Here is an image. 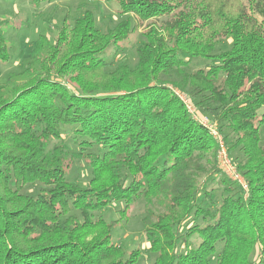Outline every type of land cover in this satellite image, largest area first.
I'll return each mask as SVG.
<instances>
[{
  "label": "trees",
  "instance_id": "obj_1",
  "mask_svg": "<svg viewBox=\"0 0 264 264\" xmlns=\"http://www.w3.org/2000/svg\"><path fill=\"white\" fill-rule=\"evenodd\" d=\"M115 1L126 16L114 27L66 15L0 85V264H138L140 249L126 255L111 231L140 194L152 264H264V0ZM137 31L135 64L108 70L104 54ZM8 49L0 26L1 61ZM195 58L208 62L187 71ZM177 92L216 123L246 189ZM67 125L81 151L47 149ZM76 159L86 187L68 179ZM29 183L46 187L23 193ZM113 201L118 219H93Z\"/></svg>",
  "mask_w": 264,
  "mask_h": 264
},
{
  "label": "rangeland",
  "instance_id": "obj_2",
  "mask_svg": "<svg viewBox=\"0 0 264 264\" xmlns=\"http://www.w3.org/2000/svg\"><path fill=\"white\" fill-rule=\"evenodd\" d=\"M117 9L118 4L115 0H41L37 3L32 0H0V26L4 30L10 54L9 60H0V85L6 81L10 74L20 73L28 65L31 60V47L41 35H45L51 40L54 39L57 29L61 26L62 20L66 15L69 17V21L73 23V20L81 16L85 10H91L95 16L96 26L101 31H106L114 27L126 16L118 14ZM166 19V16H162L154 19L153 22L150 21V23L158 25ZM144 24L139 30L143 29ZM141 40H143V36L140 31H137L121 42V48L117 49L112 46L104 54L108 62L106 68L112 70L122 63L134 65L136 62L135 47ZM229 45L227 40H223L218 44V47L216 46V51L227 48ZM207 62L201 58H195L185 68L190 71L196 67L203 66ZM61 130L63 141L50 138L47 142V149L64 145L69 151H81L78 138L74 133V126H62ZM261 142L264 143V125L261 128ZM102 151L104 149L99 145L83 150L86 153H101ZM232 154V156L236 157L237 150H232ZM91 177L90 168L81 159H76L68 173V179L76 182L80 187H86ZM214 184L215 181L210 183L208 187ZM45 187L41 183H29L21 191L23 193L36 194ZM219 198L220 195L217 192L216 199L219 200ZM144 205V199L140 194L133 198L129 211L121 219L118 218L124 206L123 201H113L106 208L93 211L92 214L94 220L103 218L109 222L110 220L118 219L119 222L113 226L111 231L112 242L122 246L126 255L131 250L139 248L138 264H152L154 254L148 251V242L143 234L142 218L144 216ZM197 241L198 237L192 238L191 246L194 247ZM183 247L181 244L180 249L183 250Z\"/></svg>",
  "mask_w": 264,
  "mask_h": 264
},
{
  "label": "built area",
  "instance_id": "obj_3",
  "mask_svg": "<svg viewBox=\"0 0 264 264\" xmlns=\"http://www.w3.org/2000/svg\"><path fill=\"white\" fill-rule=\"evenodd\" d=\"M177 94L180 96L193 118L205 126L211 136L217 140V159L221 169L227 174L228 177L234 181H237L244 189H246V184L227 151V146L225 145L221 133L217 129L216 123L210 121L206 116L200 115L187 96L179 92H177Z\"/></svg>",
  "mask_w": 264,
  "mask_h": 264
}]
</instances>
